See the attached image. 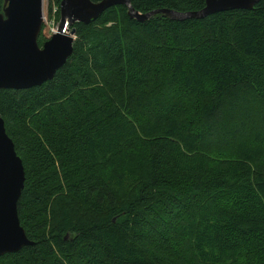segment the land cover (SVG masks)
<instances>
[{"label":"trees","instance_id":"16d2710c","mask_svg":"<svg viewBox=\"0 0 264 264\" xmlns=\"http://www.w3.org/2000/svg\"><path fill=\"white\" fill-rule=\"evenodd\" d=\"M70 29L51 80L0 90L33 242L0 264H264V0L182 21L116 5Z\"/></svg>","mask_w":264,"mask_h":264},{"label":"water","instance_id":"95a60500","mask_svg":"<svg viewBox=\"0 0 264 264\" xmlns=\"http://www.w3.org/2000/svg\"><path fill=\"white\" fill-rule=\"evenodd\" d=\"M258 0H205L200 11L155 10L140 14L129 0H60L56 31L40 47L43 0H3L0 7V90H25L51 80L71 56L75 23L89 24L111 6L124 5L138 21L159 14L179 21L202 19L217 12L250 10ZM73 4V5H70ZM79 5V7H78ZM87 5L93 10H84ZM93 12V13H91ZM24 185V168L0 116V256L16 253L33 242L20 226L17 202Z\"/></svg>","mask_w":264,"mask_h":264},{"label":"rangeland","instance_id":"374dc122","mask_svg":"<svg viewBox=\"0 0 264 264\" xmlns=\"http://www.w3.org/2000/svg\"><path fill=\"white\" fill-rule=\"evenodd\" d=\"M55 1L56 0H43V22L39 33V36H42L44 39L43 43L56 31L60 19L59 7ZM0 7H2V4Z\"/></svg>","mask_w":264,"mask_h":264},{"label":"bare ground","instance_id":"6f19581e","mask_svg":"<svg viewBox=\"0 0 264 264\" xmlns=\"http://www.w3.org/2000/svg\"><path fill=\"white\" fill-rule=\"evenodd\" d=\"M68 3H69V0H68ZM70 5H73V4H70ZM85 6V9L84 10H89L90 9V7L89 6H87V5H84ZM78 7H79V5H78ZM90 10H93V9H90ZM89 10V11H90ZM91 13H93V12H91Z\"/></svg>","mask_w":264,"mask_h":264}]
</instances>
